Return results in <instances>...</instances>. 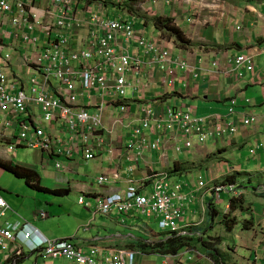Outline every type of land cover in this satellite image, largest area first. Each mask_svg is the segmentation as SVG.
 <instances>
[{
    "label": "crops",
    "instance_id": "0c3cea01",
    "mask_svg": "<svg viewBox=\"0 0 264 264\" xmlns=\"http://www.w3.org/2000/svg\"><path fill=\"white\" fill-rule=\"evenodd\" d=\"M116 1L106 0V5L111 6ZM131 1L128 3L139 8L142 15L129 11L127 18L132 22L136 21L137 30L144 31L152 40H157L158 31L149 22L146 24L145 20L156 17L175 20L176 25L196 48L186 51L168 40L163 44L172 49L175 58L193 67L195 75L187 76L184 70L178 69L173 94H164L161 72L158 68L153 70L149 64L150 57L139 49V58L154 75L151 89L145 92L147 100H139L133 90H130L131 95L126 93V99L130 103L129 106L126 105L124 113L118 112L119 106L105 109L104 129L101 131L103 150L100 152L97 148L93 160H85L81 152L59 158L48 156L40 150L29 153L27 148H24L25 153L17 149L9 151V140L0 139V161L34 171L39 176L40 187L48 190H38L26 182L27 186L20 184L15 188L12 177H18L0 166V196L10 208L9 216L0 219V227L28 224L35 231V238L31 239L33 243L41 242V239L69 240L80 249L95 245L123 248L133 241L144 240L149 234L157 235L156 237L160 235L152 228L153 224L146 219L145 221L139 214L123 215L120 210L115 209L108 216H97L98 197L125 193L132 185L139 186L141 193L145 195L151 188L153 180L150 178L155 173L174 169H178V173L172 178L192 185L196 183L194 175L206 167L203 170L211 175L215 184H222L229 179L237 183L242 195L237 207L243 208V212L238 221H231V217L237 218L234 213L239 209L229 210L231 197H223L222 203L217 205H223L229 199L225 214L230 217H210L212 223L208 225H217L216 221L221 218L219 224L225 226L223 223L227 222V233L219 231L223 234V239L213 241L212 239L219 237L211 236L209 231H202V226L206 224L208 207H211L214 195L199 191L196 187L190 189L197 197V203L186 209V218L189 219H185L186 223L199 226L193 229L199 228L200 232L195 231L197 234L194 235L203 239V254L209 258L215 248L207 243L215 245L219 242L216 254L225 264H264V199L260 198L264 193L259 192V189H264V0H159L157 3L154 0ZM148 29L153 33H149ZM136 50L131 46L132 53ZM240 56L252 58L255 73H242L237 69L234 61ZM233 100L237 103L236 107L232 106ZM146 103L153 104L157 112L175 106L183 114L189 113L194 118H216L224 123L230 121L229 115L234 108L232 120L257 118L259 124L250 129L240 128L233 137L211 140L203 146L196 140L191 150H183L182 153H177L176 148H184L185 142L183 138L177 139L176 136L163 141L165 146L161 147L162 150L141 152L135 148H127L129 140L126 136L139 125L136 120L142 118L141 105ZM89 111L96 112L91 108ZM144 131L148 133L149 129ZM106 148H111L113 153H109ZM241 155L246 156L245 161L241 159ZM57 160L62 165L61 169H56ZM233 168L236 172H232ZM183 170L188 172L181 173ZM113 175H117L118 179H113ZM255 175L260 176L258 185L253 189L247 188V183L253 184ZM103 176L108 178V182L99 184L98 180ZM145 182L148 184L144 187ZM58 190L67 192L58 195L55 193ZM251 195L254 196L253 201L248 203ZM80 197L86 200L83 205L79 203ZM248 209L251 211H246ZM42 214L46 215L45 219L38 217ZM247 216L251 217L250 226H247L250 227L249 230L244 225L239 226L241 219ZM10 244L12 246L13 242ZM21 244L24 243H14L15 246ZM191 250L202 254L196 247ZM192 255L199 259L193 253L183 251L178 256L169 257L170 261L163 264L198 263L197 260H191ZM27 259L33 264H55L56 260L43 251L26 250L14 261L13 251H2L0 247V264H24ZM142 262L143 260L141 264ZM199 262L213 264L211 259L209 261L204 257Z\"/></svg>",
    "mask_w": 264,
    "mask_h": 264
},
{
    "label": "built area",
    "instance_id": "2783aa9c",
    "mask_svg": "<svg viewBox=\"0 0 264 264\" xmlns=\"http://www.w3.org/2000/svg\"><path fill=\"white\" fill-rule=\"evenodd\" d=\"M128 1L117 0L107 6L106 0H0V139L9 140V151L27 148L59 158L81 152L85 160H93L96 149L103 150L105 109L119 106L124 113L130 103L127 91L133 90L139 100H145V92L154 83L152 70H147L138 56L139 49L150 57L153 70L161 72L164 94H173L178 69L187 76L195 75L193 67L179 61L172 49L164 46L166 39L160 32L157 40H152L137 30L136 21L127 19L129 9L124 6ZM131 46L137 48L134 53ZM234 64L242 73H255L250 57L240 56ZM236 104L233 100L232 106ZM141 107L142 118L136 120L139 125L126 136L127 148L141 152L162 150L163 141L173 133L184 137L185 149L176 148L177 153H182L192 149V137L205 144L211 138L224 139L237 134L240 128L259 124L257 118L232 120L234 108L230 121L224 123L216 118H194L175 106L161 112L151 103ZM90 108L96 112L90 113ZM147 128L148 133L144 131ZM106 150L113 153L111 148ZM55 163L56 169H61V163ZM112 178L117 180L118 176ZM150 180L153 183L148 195L132 186L125 193L98 197L96 215L108 216L118 209L123 215L139 214L146 220L155 217L168 231V237L191 236L193 225H182L186 209L197 202L190 189L204 191L209 185L202 178L198 184H173L167 172L155 173ZM98 181L104 184L108 178L103 176ZM213 191L220 201V194L233 193L235 187ZM85 201L79 198L81 205ZM8 210L0 196V219ZM38 217L45 219L46 215ZM32 237L28 228L22 231L18 225L0 227L1 250L13 251L17 261L24 246L14 243L26 241L30 250L41 248L47 255L75 264H141L145 255L140 250L100 247H93L88 254L69 240L41 239L33 243Z\"/></svg>",
    "mask_w": 264,
    "mask_h": 264
},
{
    "label": "trees",
    "instance_id": "16d2710c",
    "mask_svg": "<svg viewBox=\"0 0 264 264\" xmlns=\"http://www.w3.org/2000/svg\"><path fill=\"white\" fill-rule=\"evenodd\" d=\"M134 1L135 0H132L131 2H134ZM138 2H141V0H138ZM130 6L131 5L127 3L125 4L124 7H127V9H129L131 13L135 14V10L130 9L129 8ZM140 11L141 10H139V12ZM148 22L152 24V27L154 29H156L159 32H162L165 38L172 41L174 45L178 47L179 49H183V50L186 49V51H191L192 49L196 48L195 46H193L191 41L188 40L187 36L180 29V27L175 25V20H173L172 18L156 17L151 20H145L146 24ZM0 166L6 169L7 171L11 172L12 174H14L16 177L23 179L28 185H31L32 187L38 190L48 191L40 187L39 176L34 171L25 169L22 167H18V166L14 167L8 163L1 162V161H0ZM182 172L186 173L188 171L183 170L181 171V173ZM175 173H178V169L176 170L174 169L173 171L172 170L170 171L171 177L174 176ZM227 182H230L232 184L234 183V181H231V180H227ZM66 192H67L66 190L55 191V193H57L58 195H63ZM260 198L264 199V194H261ZM237 202L238 201L236 200L233 201L234 204L232 207V211L238 210ZM213 206L214 205L211 206V209L208 215L212 217V219H216V217L219 216V212L218 210L214 209ZM245 228L249 230L250 227L245 226ZM193 241H194L193 238H184V237L175 236V237H169L167 240L152 242L150 244L146 243V241H133L131 245L125 246L124 248L142 250L147 253H162V255L164 256H176L182 251H184L186 247L192 248L191 243ZM207 244L211 246L212 248H215V251H218L216 249V245H214L213 243H207ZM209 255L215 261L216 264H225V262L221 260V258H219V256H217L215 252H212Z\"/></svg>",
    "mask_w": 264,
    "mask_h": 264
},
{
    "label": "rangeland",
    "instance_id": "374dc122",
    "mask_svg": "<svg viewBox=\"0 0 264 264\" xmlns=\"http://www.w3.org/2000/svg\"><path fill=\"white\" fill-rule=\"evenodd\" d=\"M130 9H132V10H135V15H139V16H141L142 14L141 13H139V8H137L135 5H132V6H130L129 7ZM138 10V11H137ZM175 25H176V22H175ZM176 26H178V25H176ZM143 28V27H142ZM140 29V28H139ZM148 32L149 33H153L152 32V30H149L148 29ZM127 95L129 96V95H131L130 94V90H129V92H127ZM118 112H120V110H118ZM124 133H127V130H124ZM15 149H17V150H20V152H24L25 153V150L26 149H24V148H15ZM28 150H30L29 151V153H32L31 151H34V150H32V149H28ZM27 150V151H28ZM153 155H156V154H153ZM245 155H244V157H243V155H241V159L243 158V160L245 161ZM254 160H255V158H254ZM204 168H206V167H203V169ZM4 169V168H3ZM203 169H201V170H199L195 175H194V178H197V180L200 178V177H203L204 179H207V171L206 170H203ZM5 170V169H4ZM7 171V170H6ZM11 176V175H10ZM255 177L256 178H254V182H253V184H249V183H247V188H250V189H253V188H255L257 185H258V180H259V175H255ZM13 178V182H14V187L15 188H17L18 187V185H20V184H23V186H27L26 185V183H25V181L23 180V179H18V178H15V177H12ZM263 178H264V175H263ZM170 180H171V182L173 183V184H178V183H180L179 181H176V180H178V178H176V180L174 179V178H171L170 177ZM23 188H28V187H23ZM152 188H150L149 190H147V192H146V195H148V192L151 190ZM255 191V190H254ZM253 195H251V197H249L248 199H249V202L248 203H251L252 201H253ZM222 200H223V198H222ZM77 203H78V201H77ZM229 203V199H227L226 200V202H225V204H223V205H218L217 206V209H218V211H219V214L221 215V216H224L225 215V217H226V214H225V212H226V205ZM79 204V203H78ZM77 205V204H76ZM241 205V204H240ZM240 207V206H239ZM238 207V208H239ZM81 211L82 212H84V210H83V207H81ZM246 211H251L250 209H248V210H246ZM241 212H243V208H239V210H238V212L237 213H234V214H236L237 215V218H233V217H231L230 218V220L232 221L233 219H237V221L239 220V217H240V215H241ZM231 213V212H230ZM7 215H8V213L7 214H5V218H7ZM9 216V215H8ZM209 216V215H208ZM206 217L205 218V222H206V224L204 225V226H202V231L203 230H205V231H209V233L211 234V236L213 235V236H217V237H219V238H214V239H212L213 241H218L217 239H223V234L222 233H220L219 231H222V232H224V233H227L226 232V227L225 226H222L221 224H219L220 223V221H221V218H219L217 221H216V223H217V225L216 224H213V226L212 227H210L208 224L210 223H212V220H211V218H210V216L209 217ZM4 217H3V219H4ZM100 217H98V219H99ZM155 218V217H154ZM151 219V220H148L149 222H150V224H153L152 225V228L155 230V232L158 234V235H160V236H158V237H161V236H163L164 237V235L165 234H167V232L168 231H165V230H163L162 228H161V226H160V224H159V222L156 220V219ZM218 218V217H217ZM186 219H189V217H187ZM186 219L182 222V225H185L186 224ZM250 219H251V217L250 216H247V217H245L244 219H241V224L239 225V226H250L249 225V222H244V221H242V220H248V221H250ZM224 223H227V222H224ZM223 223V225H225ZM236 225H238L239 224V222L238 223H235ZM215 229H217L218 231H216V232H214L213 230H215ZM212 230V231H211ZM198 232L199 231V228H196V229H192V230H190V232H192L193 234H197L196 232ZM200 232V231H199ZM157 236V235H156ZM155 235H150V236H148L150 239H155V238H157ZM218 243L219 242H216L215 243V245H218ZM191 246L193 247V249L196 247L199 251H202V254H203V247H204V245H203V240H199L198 239V237H196V236H194V241L191 243ZM92 250V247H83L82 249H81V251L83 252V253H90V251ZM210 250V249H209ZM56 260H54L55 261V264H68L66 261L67 260H65V259H63L62 257H57V258H55ZM143 262H142V264H163L164 262H169L170 261V258H169V256H162V254H158V253H153V254H149V255H147V256H145L143 259ZM42 262H44V260H42ZM24 264H33V262H31L30 260H26V262H24ZM200 264H203L202 262L200 263Z\"/></svg>",
    "mask_w": 264,
    "mask_h": 264
},
{
    "label": "clouds",
    "instance_id": "9594fccd",
    "mask_svg": "<svg viewBox=\"0 0 264 264\" xmlns=\"http://www.w3.org/2000/svg\"><path fill=\"white\" fill-rule=\"evenodd\" d=\"M158 33H159V31H158ZM161 34H162V32H160ZM162 36L165 38V36L162 34ZM166 39V38H165ZM166 40H168V39H166ZM169 42H172V41H170V40H168ZM174 44V43H173ZM254 66V65H253ZM147 100V98L144 100V101H146ZM147 104V103H146ZM145 104V105H146ZM145 105H142V106H145ZM174 107V106H173ZM236 134H234V135H228L227 137H225L224 139H226V138H228V137H233V136H235ZM170 136H176L174 133L173 134H170ZM181 136H179V137H177V139L178 138H180ZM181 138H183L184 139V137H181ZM223 138L222 139H213V138H211L209 141H211V140H224ZM196 140H198L199 141V139H198V137H192V138H190V141L192 142V143H194ZM209 141H207L205 144H201L200 143V141H199V143L203 146V145H206ZM183 142H185L184 140H183ZM194 146V145H193ZM193 148V147H192ZM182 149H185V148H182ZM191 150V149H190ZM187 151V150H186ZM131 170H132V167H131ZM232 172H236V170H235V168H233L232 169ZM158 173H161V172H158ZM168 174H169V176L171 177V175H170V172H167ZM172 178V177H171ZM200 178H202V180H204L209 186H208V188L206 189V190H204L203 192H206L207 194H213L214 195V201H212L211 202V206L212 205H214L213 206V208H217V204H221L222 203V198L223 197H226V196H230L231 197V199H230V204H229V206H230V208H229V210H232V207H233V201L234 200H236V201H239L240 200V198L242 197V195H240V188L238 189V185H237V183H230V182H227L226 180L225 181H223V183L222 184H215V182H212V177H211V175H209V173L207 174V179H204L203 177H200ZM200 178L197 180V178H194L193 177V179L196 181V183H194V184H198L199 182H200ZM229 180H231V179H229ZM232 181V180H231ZM180 183H182V182H180ZM148 184V182H145L144 183V187L146 186ZM184 184H186V183H184ZM215 185V186H214ZM132 186H135V187H137L139 190H141L140 188H139V186H137V185H132ZM223 186H234L235 187V191L233 192V193H230V194H225V193H223V194H220V201L218 200V194L215 192V191H213V189L214 188H218V187H223ZM259 192H261V193H264V189H259ZM114 195V194H113ZM113 195H110V196H113ZM197 198V197H196ZM4 199V198H3ZM5 200V199H4ZM7 203V202H6ZM197 203V202H196ZM8 204V203H7ZM9 206V205H8ZM210 209H211V207L209 208L208 207V214H209V212H210ZM239 209V208H238ZM10 211V208H9V210L6 212V213H8ZM238 212V211H237ZM99 216H101V215H99ZM219 216H220V214H219ZM230 217V215L229 214H226V219H228ZM186 218V217H185ZM145 220V219H144ZM146 221V220H145ZM249 223H251V221H248ZM193 225V227L190 229V230H192L193 228H195V227H199V226H195V224H192ZM227 225V223H225V226ZM148 225H146L145 226V229H146V227H147ZM26 227H28V229L29 230H31L32 232H33V234H34V230H32V229H30V227H32V226H29L28 224H25V225H23V226H20V229L23 231H26L27 230V228ZM151 234H149L148 236H150ZM148 236H145L144 237V240H141V241H146V243H152V242H157V241H161V240H167L169 237H168V235L167 234H165L164 235V237L163 238H161V237H157V238H153V239H150ZM194 234L191 232V236H189V237H184V238H193L194 239ZM197 237V236H196ZM198 239L199 240H203V239H201L200 237H198ZM20 242V241H19ZM24 244H22V246H24V251H41V248H38V249H33V250H30L26 245H25V243L26 242H24V241H22ZM75 244V243H74ZM76 245V244H75ZM78 248H79V246L78 245H76ZM93 247H100V248H103L104 250H113V249H116V250H121V249H128V248H107V247H103V246H99V245H95V246H92V248ZM193 248V247H192ZM192 248H190V247H186L185 248V250H184V252L186 251V252H190V253H193V254H195V255H197L198 257H199V259H195V257H194V255H192L191 256V260H193L194 262L197 260V262L198 263H196V264H200L201 262H199V261H201V260H203V257L206 259V260H209L210 261V259L212 260V262H213V264H216L215 263V261L210 257V255H209V258L207 257V256H205L204 254H201V253H199V252H196V251H193V250H191ZM130 250H134V249H130ZM218 250V249H217ZM140 251H142V250H140ZM44 252V251H43ZM143 252H145V251H143ZM215 253L216 252H218V251H214ZM181 253H183V251L181 252ZM181 253H179L178 255H180ZM149 254H153V253H147V252H145V255L142 257V259L145 257V256H147V255H149ZM158 254H162V253H158ZM178 255H176V256H178ZM217 255V254H216ZM162 256H164V255H162ZM218 256V255H217ZM169 257H173V256H169ZM219 258H221V257H219ZM142 261V260H141ZM184 264H187V262H184Z\"/></svg>",
    "mask_w": 264,
    "mask_h": 264
}]
</instances>
